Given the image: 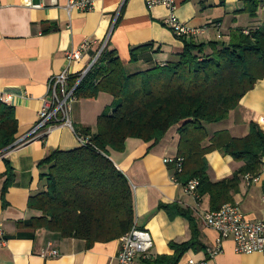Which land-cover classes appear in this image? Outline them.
<instances>
[{
    "label": "crops",
    "instance_id": "1",
    "mask_svg": "<svg viewBox=\"0 0 264 264\" xmlns=\"http://www.w3.org/2000/svg\"><path fill=\"white\" fill-rule=\"evenodd\" d=\"M69 0H32L38 7H26L23 0H0V101L15 111L18 123L16 141L12 148L0 154V264H111L115 261L121 241L97 243L86 249L83 241L62 239L44 230L20 226L40 216L29 210V198L42 193L46 186L40 168L52 150L73 151L79 148L73 130L56 126L46 136L32 135L38 123L42 101L48 97V82L53 76L67 71L71 78L82 76L102 49L117 52L130 74L146 72L155 66L174 61L184 49V43L165 25L171 11L154 0H95L90 12L68 14ZM176 19L198 31L192 37L198 43L226 40L231 31H251L264 25V8L256 16L246 9L248 0H173ZM86 49L82 58L68 63V54ZM145 49L132 53L137 48ZM113 99L101 94L96 100H76L72 106L75 130L91 128L96 132L98 117L112 105ZM264 120V80L240 102L230 117L211 127L216 132L227 131L233 138L249 134L250 124ZM78 134V133H77ZM180 136L172 128L156 146L141 140L126 141L124 152L109 151V158L129 181L134 200L135 225L148 231L154 242L150 256L172 254L169 244L190 239L188 222L183 218L170 220L159 206L178 204L190 209L197 219L204 251H189L179 264H264V253L239 255L232 240L222 244V252L210 257L218 234L205 227L199 216L209 211V199L204 197L200 207L184 188L172 181L174 165L164 160L178 154ZM8 162L15 179L6 195L3 208L1 191L6 181ZM212 182L230 178L242 166L219 152L207 155ZM250 221L264 218L262 188L246 186L244 181L234 202ZM243 206V208H242ZM53 243L59 256L42 258L40 253ZM138 258L135 264H141Z\"/></svg>",
    "mask_w": 264,
    "mask_h": 264
},
{
    "label": "trees",
    "instance_id": "2",
    "mask_svg": "<svg viewBox=\"0 0 264 264\" xmlns=\"http://www.w3.org/2000/svg\"><path fill=\"white\" fill-rule=\"evenodd\" d=\"M259 6L258 0H248L252 9L246 10L254 17ZM247 32L236 29L228 39L207 44L181 37L184 49L174 61L137 74L128 73L117 52L106 47L74 92L76 100H96L101 94L113 99L98 117L95 133L91 128L74 129L90 138L94 148L49 152L39 163L47 169L41 176L46 188L28 201L29 210L40 216L20 226L83 241L86 249L120 240L135 224L134 200L128 179L110 160L109 151L124 152L129 139L154 147L174 127L180 136L177 157L184 159L183 171L174 169L173 174L179 185L197 180L198 194L209 199L211 212L233 203L244 177L257 176L263 167L264 130L251 123L246 137L233 138L227 131L210 135L207 126L227 120L264 80V25ZM80 78L70 77L69 87ZM17 132L14 109L0 101V154L12 148ZM214 152L242 166L230 178L212 182L207 155ZM5 163L3 208L15 179ZM159 209L170 220L185 219L191 237L186 242H171L172 254L149 255L141 258V264H179L189 251L206 249L190 209L178 204H162Z\"/></svg>",
    "mask_w": 264,
    "mask_h": 264
},
{
    "label": "built area",
    "instance_id": "3",
    "mask_svg": "<svg viewBox=\"0 0 264 264\" xmlns=\"http://www.w3.org/2000/svg\"><path fill=\"white\" fill-rule=\"evenodd\" d=\"M95 0H69L66 6L68 14L73 12H90L94 8ZM260 5L264 8V0H258ZM151 5L161 4L168 8L172 13L170 17L165 20V25L170 28L178 37H189L197 35L198 31L180 23L173 12L176 9L173 0H154L150 2ZM23 5L26 7H38L32 4V0H23ZM1 7V6H0ZM244 33H248L244 31ZM86 45H82L79 49L74 50L68 54V63H74L81 60L82 52L86 49ZM105 49V48H104ZM96 57H100L102 51ZM86 71L82 74L73 88L69 87L70 75L67 71H63L52 78L48 82V97L42 102V107L38 113V123L32 132V135L41 133L44 137L48 131L56 126H64L74 130L71 114L72 106L76 101L74 92L82 79L85 77ZM49 124H52L50 126ZM259 127L264 130V120L258 122ZM79 148L93 147L90 138L80 136L76 133ZM166 164H173L177 173H181L184 167V159L179 157L167 158L164 160ZM172 181L176 184L177 179L172 177ZM246 186L260 185L262 188V203L264 205V160L263 167L257 176L246 175L244 177ZM199 182L197 180L190 181L184 186V191L187 195L191 196L200 207L203 197L198 194ZM202 224L214 230L218 237L215 241L213 248L207 249L210 257H214L222 252V244L226 240H232L235 244V251L239 255H253L264 253V218L258 221L248 220L240 208L232 203L223 205L218 211H206L199 216ZM121 249L111 264H135L138 258H145L150 255L154 246L151 234L136 227L121 239ZM0 243H4L3 235L0 230ZM40 256L42 258H55L59 256L58 250L54 247L53 243H49L46 248L42 249ZM189 264H197L190 261ZM199 264H206L201 262Z\"/></svg>",
    "mask_w": 264,
    "mask_h": 264
},
{
    "label": "rangeland",
    "instance_id": "4",
    "mask_svg": "<svg viewBox=\"0 0 264 264\" xmlns=\"http://www.w3.org/2000/svg\"><path fill=\"white\" fill-rule=\"evenodd\" d=\"M72 116V115H71ZM207 128H208V132L209 133H211L213 130H215L217 127H211V125L210 126H207ZM242 208H243V206H242ZM244 209V208H243Z\"/></svg>",
    "mask_w": 264,
    "mask_h": 264
},
{
    "label": "water",
    "instance_id": "5",
    "mask_svg": "<svg viewBox=\"0 0 264 264\" xmlns=\"http://www.w3.org/2000/svg\"><path fill=\"white\" fill-rule=\"evenodd\" d=\"M97 62V58L94 60L92 65L86 70V74L90 71V69L93 67V65Z\"/></svg>",
    "mask_w": 264,
    "mask_h": 264
}]
</instances>
